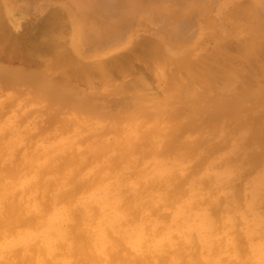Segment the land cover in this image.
Instances as JSON below:
<instances>
[{
  "label": "bare ground",
  "instance_id": "bare-ground-1",
  "mask_svg": "<svg viewBox=\"0 0 264 264\" xmlns=\"http://www.w3.org/2000/svg\"><path fill=\"white\" fill-rule=\"evenodd\" d=\"M87 1L85 4L98 13L92 17L85 10L84 16L91 19H87L91 28H99L102 43L124 36L126 18L121 10L126 7L128 10L129 0ZM35 2L37 0L34 5ZM149 2L145 3H152ZM257 4L252 0H238L228 5L231 6L228 17L233 21L226 17L227 23L231 22L230 29L225 23L223 26L227 28L221 29V33L217 28L219 33L211 35L212 38L206 36L205 30L203 40L210 38L215 49L211 46L214 49L209 47L211 52L198 51L203 52L200 55L195 52L197 57H191L192 52L182 51V46L178 49L184 54L175 55L174 44L171 47L168 44L170 40L155 39L148 34L151 38L133 37L136 40L131 41L127 51L104 59H88L74 52L69 42L71 35H66L71 33L66 31L68 14L62 9H56L55 5L56 8L44 15L30 13L27 18L23 14L28 13L27 7L31 8L33 2L17 7L0 0V83L3 84L0 95L11 92L19 97L29 93L25 106L35 102L46 105L45 119L40 123L32 119L33 108L20 110L15 97L8 96L0 102V244L17 241L21 245L0 258V264L20 260L24 243L46 226L50 214L64 209L71 210L73 222L67 225L66 234L56 245L54 259L66 264L105 261L114 264L117 260L132 259L151 264L160 260H179L187 264L191 259L205 264V257L219 258L222 264L228 261L258 264L259 248L264 244V29L262 35L261 26L259 34L258 30L245 29H242L243 36L231 34L239 33V24L246 27L244 22L251 28L256 27L257 22L264 23V11H261L264 5L258 7ZM177 15L176 21L182 18ZM204 19L203 24L213 21L207 14ZM170 20L174 18L164 22ZM214 22L219 21L214 19ZM213 23V26L204 24V28L210 26L213 31L216 29ZM182 24L181 29L190 23ZM217 27L220 28L219 24ZM225 34L239 39L232 41ZM199 42L202 43V39ZM134 59L173 66L172 70L168 66L170 69H167L175 76V87L167 85L169 92L166 91L172 95L173 102L155 99V92L154 96L150 95L147 79L141 75L122 84L119 82L118 86L109 84L112 91L109 88L108 93L119 95L117 98L102 97L101 88L109 83L105 78L112 72L120 75L126 72ZM37 80L45 87H36ZM69 91L85 93L87 104L76 108L64 105L62 98ZM163 95L157 97L164 99ZM14 111L18 124L13 125L7 114ZM111 133L114 139L108 138ZM225 147L230 148L229 160L222 157L217 161ZM237 167L238 178L219 188L213 186L214 173ZM198 186L200 193L207 195L194 203L192 210L208 205L216 225L212 236L218 240H210V252L206 250L201 254L195 231L191 233V244L175 234L171 240L178 242L171 246L164 240L167 255L163 256L137 254L107 226L102 231H93L101 215L95 203L98 198L112 200L114 211L121 215L138 219L140 212L148 209L151 216L167 223L176 205ZM161 200L163 203L153 207L154 202ZM32 204L36 210L29 211L25 205ZM228 217H231L230 224L225 223ZM226 229H230L227 234ZM145 232L150 242L163 239L162 228L158 227L155 233H150L149 229ZM102 246L101 254L98 249ZM146 247L147 244L139 246L141 251ZM29 251L31 256L23 259H35V245H29ZM41 255L48 259L43 251Z\"/></svg>",
  "mask_w": 264,
  "mask_h": 264
},
{
  "label": "rangeland",
  "instance_id": "rangeland-1",
  "mask_svg": "<svg viewBox=\"0 0 264 264\" xmlns=\"http://www.w3.org/2000/svg\"><path fill=\"white\" fill-rule=\"evenodd\" d=\"M10 1V2H9ZM36 1V0H35ZM85 1L86 0H37V3L35 2V5H34V0H32V1H27V0H5V2H6V4H8V5H16L17 7H20V6H28V4L29 5H31V3L33 2V6H31V8H29V6L27 7V10H28V13H25V15L23 14V16L24 17H26L27 16V18H28V15H30V13H32V14H34V15H44V14H46L49 10H51V9H53V8H56V9H62V12L63 13H65L66 12V14H68L67 15V20H68V22H69V24L72 26L70 29H69V24H67L68 22H67V20H66V27L69 29H67L66 31L67 32H71V33H67L66 35H71V36H69L70 37V43H71V45L74 47L73 48V50H75L74 52H76V53H81L85 58H88V59H93V58H96V59H104V58H108V57H110V56H113V55H117V54H119V53H121V52H124V51H127V48L129 47V45L131 46L132 45V42L131 41H134V40H136V39H134V38H136L137 37V39H138V37L140 36V35H142V36H140V37H144V35H145V37L149 34L150 36L152 35V36H154L155 37V39L156 38H159V39H162V40H166L167 42H169V40L171 41V43L169 42L168 44H169V46L171 45V44H174V46H172L173 48H175L174 50H173V52L175 53V55L177 54H179V55H182V54H184V53H182L181 54V49L183 48L184 49V47L186 48V47H188V49H193L192 51L191 50H189L188 51V49H182V51H184V52H186V53H188L189 52V54L191 53V54H193L191 57H194V56H196L197 57V54L198 55H200V54H202L203 52H204V50H206V53H208L209 51L211 52L212 50H214L215 49V45H213L212 43H210L209 42V40L208 39H210V38H207V40H203V39H205L206 38V36L207 37H211V35L213 36L215 33H221V29H223V28H227V26H228V28H229V25L228 24H230L231 22H233L232 21V19L230 18V17H228V12H229V10H230V8H231V6H229L228 7V5H232L233 3H236V2H238V0H149L150 2L152 1V3L151 4H147V3H145L146 1H144V0H142L143 2L141 3V2H139V0H129L128 1V10H127V5H125V7L126 8H123L122 10H121V12H122V14L123 13H125V14H123V16L126 18V24H128V25H126L125 24V28L126 29H124L123 31V34H124V36H122L121 37V35L120 36H117V37H115V38H113V39H110L108 42H104L103 41V43L101 42L102 40L100 39V37H99V35L101 34L100 32H99V28L97 29V28H95L94 29V26H92V28H91V26H90V24H89V20H91L88 16H86V17H88L87 19H89V20H86V31H87V35L86 36H83L82 37V35H81V33H80V31H79V26H80V21H78L77 20V11H76V9L77 10H79V8H80V11L79 12H81L83 9H84V7H86L87 5L85 4ZM92 1H95V0H88L86 3H91ZM97 1V0H96ZM134 1H135V3H134ZM141 1V0H140ZM179 1V2H178ZM240 2H245L246 0H239ZM248 1V0H247ZM252 1H254V3H258L257 4V6L259 7L261 4H262V1L263 0H259V2H258V0H252ZM261 1V2H260ZM14 2V3H13ZM25 2H26V4H25ZM131 2H133V3H131ZM149 2V3H150ZM157 2H158V4H157ZM233 2V3H232ZM251 2V1H250ZM264 2V1H263ZM77 3H79V4H77ZM182 3H183V6H184V8L182 7ZM231 3V4H230ZM63 4V5H62ZM126 4V3H125ZM130 4V5H129ZM132 4V5H131ZM143 4V5H142ZM154 4V5H153ZM44 5V6H43ZM56 5V7H54ZM135 5V6H134ZM138 5V6H137ZM161 5V6H160ZM198 5V6H197ZM262 5H264V3L262 4ZM262 5H261V7H262ZM35 6V7H34ZM51 6V7H50ZM71 6H74V7H71ZM152 6V7H151ZM159 6H160V8H159ZM219 6V7H218ZM61 7V8H60ZM154 7V8H153ZM158 7V8H157ZM212 7V8H211ZM46 8H47V10H46ZM72 8H74V10L76 11V15H75V11L72 9ZM129 8H137V10L135 9V10H132L131 9V11L129 10ZM211 8V9H210ZM227 8V9H226ZM229 8V9H228ZM70 9H72V10H70ZM153 9H156V11L155 10H153ZM208 9V10H207ZM261 9V8H260ZM264 9V8H263ZM29 10H31L30 12H29ZM87 11V12H89V14L91 15L92 14V17L94 16V15H97V13L95 12L94 13V10H92L91 8H89L88 6L81 12V13H84V11ZM160 10V11H159ZM190 10V11H189ZM204 10H206V12L204 11ZM224 10V11H223ZM33 11V12H32ZM47 11V12H46ZM85 11V13H84V15L87 13ZM127 11V12H126ZM130 11V12H129ZM158 11V12H157ZM179 11V12H178ZM261 11H264V10H261ZM192 12H193V14H192ZM226 12H227V14H226ZM130 13V14H129ZM156 13V14H155ZM190 13L192 14V16L190 15ZM224 14L223 16H222V14ZM31 14V15H32ZM129 14V16L131 15V17L132 18H130L129 16H127ZM177 14H180L179 15V17H182V18H178L179 20L178 21H176L175 20V16L177 15ZM184 14H186V15H184ZM196 16H195V15ZM206 14L213 20L212 21V23L214 22V19H216V20H218L219 22H218V24H219V26H220V28L219 27H217L218 26V24H215V22H217V21H215L213 24L214 25H216L215 26V28L216 29H213V31H212V29L210 30V26H213L212 25V23H210V24H208V23H204V24H206V25H210L209 27H206L205 26V28H204V24L203 23H201V21L203 20V21H205L206 19H204V18H206ZM89 15V16H90ZM162 15V16H161ZM227 15V16H226ZM72 16V17H71ZM155 16H157V17H155ZM69 17V18H68ZM134 17V18H133ZM159 17V20L157 19ZM164 17L166 18L165 20H169L170 18L171 19H173L174 18V20H170V22H168V21H166L167 23H165L164 21ZM176 17H178V15L176 16ZM192 17V18H191ZM204 17V18H203ZM212 17H215L214 19L212 18ZM226 17H228L229 19H231V22L230 23H227V20H226ZM95 18V17H94ZM113 18H116V16H114ZM161 18V19H160ZM198 18V19H197ZM129 19V20H128ZM194 19H196V23H195V20ZM223 19H225L226 20V22H224L225 20H223ZM228 19V20H229ZM114 20V19H113ZM158 20V21H157ZM189 20V21H188ZM191 20H193V21H191ZM200 20V21H199ZM222 20V21H221ZM72 21V22H71ZM172 21V22H171ZM184 21H188V22H184ZM202 21V22H203ZM220 21L222 22L221 24H222V26H221V24H220ZM230 21V20H229ZM182 22L183 23H190L189 24V26H188V24L187 25H185V28H183V29H181L182 27H184V26H181V25H183L182 24ZM224 22V23H223ZM263 22H264V20H263ZM74 23L77 25V32L75 33V35H74V33H73V25H74ZM88 23V24H87ZM178 23V24H177ZM195 23V24H194ZM225 23H227L225 26H223V24H225ZM257 23L259 24V25H257ZM256 23V27H254V28H251V27H247L248 25L246 24L245 25V22L244 23H242V24H244V26H246V27H243V25L242 26H240V24H239V26H238V30H237V33H238V31H239V33L237 34V35H235V34H233V33H231L232 35H234V37H236V36H238V37H240L242 34H243V30L242 29H245V30H247V31H249V32H255L256 30H258L256 33H258L259 32V28L258 27H260L261 29H260V35H262V31H264V30H262V29H264V23L262 24V23H259V22H257ZM148 26H147V25ZM234 24V23H233ZM170 25H172V26H170ZM88 26V27H87ZM179 27V29H178V27ZM188 26V30H186L185 31V29H187L186 27ZM237 26H235V29H237ZM250 26V25H249ZM158 27V28H157ZM230 27H231V25H230ZM175 28V29H174ZM209 29V31H207L208 29ZM212 28H214V27H212ZM217 28L219 29L218 31L219 32H217ZM239 28H241V29H239ZM91 31H90V30ZM144 29V30H143ZM158 29V30H157ZM161 29V30H160ZM174 29V30H173ZM181 29V30H180ZM230 29V28H229ZM95 30V31H94ZM169 30V31H168ZM205 30H206V33H205ZM215 30V31H214ZM245 30H244V34H245ZM262 30V31H261ZM96 31H98V33L96 32ZM156 31V32H155ZM162 31H164V32H162ZM176 31H179L180 33H176L175 34V32ZM204 31V32H203ZM247 31H246V33H247ZM94 32V33H93ZM127 32V33H126ZM166 32H168V34L166 33ZM189 32V33H188ZM208 32H210L211 34H209ZM142 33V34H141ZM158 33V34H157ZM170 33V34H169ZM207 34L206 36H205V34ZM97 34H98V36H97ZM155 34V35H154ZM160 34H162L161 36H160ZM210 36H209V35ZM227 34V33H226ZM225 34V35H226ZM249 34V33H248ZM247 34V35H248ZM259 34V33H258ZM228 35H230V33H228ZM73 36V37H72ZM97 36V37H96ZM150 36H147V37H150ZM204 38H203V37ZM227 36V35H226ZM243 36V35H242ZM244 36H246V35H244ZM66 37V39H68L67 38V36H65ZM91 37V38H90ZM99 37V38H98ZM118 37H121V39L120 38H118ZM134 37V38H133ZM139 37V38H140ZM153 37V38H154ZM173 37V38H172ZM74 38V39H73ZM78 38V39H77ZM132 38H133V40H132ZM151 38V37H150ZM194 38V39H193ZM212 38V37H211ZM227 38H228V36H227ZM233 39V37H229L228 39ZM94 39L96 40V41H94ZM201 39H202V43L201 42H199V40L201 41ZM239 39V38H238ZM238 39H233L232 41H237ZM72 40V41H71ZM93 40V41H92ZM99 40H100V42H99ZM122 40V41H121ZM184 41V42H183ZM131 42V43H130ZM177 42V43H176ZM182 42V44H180ZM197 42H199V43H197ZM209 42V43H208ZM212 42H213V40H212ZM77 43V44H76ZM185 43V44H184ZM205 43V44H204ZM175 44H176V46H178L177 48H176V46H175ZM199 44H200V46H199ZM208 44V45H207ZM77 45V46H76ZM196 45V46H195ZM203 45V47L204 48H202L201 46ZM210 45V46H209ZM128 46V47H127ZM170 46V47H171ZM180 46H182L181 47V49L179 50L178 48H180ZM184 46V47H183ZM190 46H191V48H190ZM206 46V47H205ZM211 46H214V49H213V47H211ZM212 49H210V48ZM173 48H171V49H173ZM202 48V49H201ZM178 49V50H177ZM86 50V51H85ZM122 50V51H121ZM179 51V52H178ZM198 51H203V52H198ZM96 52H99V54H98V56H94L95 55V53ZM195 52H197V54L195 53ZM115 53V54H114ZM200 53V54H199ZM104 57V58H103ZM137 60V61H136ZM134 59L133 60V63H132V66L126 71V72H124V73H122L121 75H123L124 77H121V75H120V73L119 72H112V74H110V76L109 77H106L105 78V80H106V82H107V79H109L108 80V84H106L105 83V87L103 86L102 88H101V91H102V93H100L101 95H102V97H106L105 99H107V100H113L114 98H117L118 96H116V94L114 93V94H112L111 93V96H110V91H112V89L110 88V85H112V87L114 86V84L116 83V85L115 86H118V85H120V84H122L123 82H125V81H129V80H131V79H133L135 76H137V75H141V76H144L147 80V86H148V91L150 92V95H152V93H153V96L155 95V93H156V96H154V97H156L155 99H158L159 101L160 100H162V101H167V102H169V101H171V102H173L174 101V99L172 98V95L170 94V93H167V92H169V90H168V87H167V84L166 83H164L163 84V80H164V78H165V74H164V72H166V69L168 68V67H170L171 68V70H172V68H173V66L171 65L170 66V64H169V66H168V64H164L163 62H158V63H155V61L154 62H152V63H148V62H145L144 60L143 61H139V59ZM138 62V63H137ZM157 62V61H156ZM149 65H148V64ZM162 63V64H161ZM134 64V65H133ZM152 64H154V65H152ZM157 64V65H156ZM146 66V67H145ZM154 66V68L155 69H157V72L159 73V75H158V73H156V70L154 69V68H152ZM166 67V68H164V67ZM168 66V67H167ZM134 67V68H133ZM141 67H142V70H141ZM156 67H159V68H156ZM147 68V69H146ZM170 68H168V69H170ZM132 69V71H130ZM134 69V70H133ZM151 69H154V70H151ZM164 69V70H163ZM167 69V70H168ZM136 70V71H135ZM147 70V71H146ZM151 70V71H150ZM159 70V71H158ZM137 71H139V72H137ZM169 71V70H168ZM117 73V74H116ZM127 73V74H126ZM128 73H130V74H128ZM151 73H154V74H151ZM125 74H126V76H125ZM132 74V75H131ZM157 74V75H156ZM113 75V76H112ZM115 75V76H114ZM130 76V77H129ZM157 76V77H156ZM163 78L162 79V81H161V78ZM119 80H118V79ZM123 78V79H122ZM131 78V79H130ZM155 80H154V79ZM156 78H157V80H156ZM127 79V80H126ZM159 79V80H158ZM111 80V81H110ZM113 80H114V82H113ZM117 80H118V82H117ZM154 80V81H153ZM152 83H151V82ZM112 82H113V84H112ZM119 82H120V84H119ZM149 82V83H148ZM157 83H160V84H158V86H157ZM101 84V83H100ZM110 84V85H109ZM118 84V85H117ZM149 86H151V87H149ZM159 86H161V87H159ZM165 86V87H164ZM158 87H159V89H158ZM110 88V91H109V93H108V89ZM153 90H151V89ZM165 89H167V90H165ZM157 90V91H156ZM159 90L161 91V92H163V93H161V92H159ZM167 91V92H166ZM1 92V91H0ZM8 92V91H7ZM155 92V93H154ZM158 92V93H157ZM161 93V94H160ZM103 94H106V95H103ZM164 94V95H163ZM165 94H167L168 96H170V97H168L167 95H165ZM14 95V96H13ZM27 95L28 96H30V94L29 93H26V95L24 96H19V97H17L18 95L15 93V94H13V93H5V92H3V94L2 95H0V102H2V101H4L8 96L9 97H11V98H14V99H16V102H17V104H18V107L20 108V110H24L25 111V108L26 109H28V108H30L29 110H32L31 108H33V110L35 109V108H40L41 109V107H42V109H41V111H40V109H38V110H35V112L32 110V112H31V114H32V119L33 120H40L39 122L41 123V121H43V119H45V118H43L44 117V113H43V111L45 110V107H46V105L44 104V102H41V103H39V102H35V103H32V104H29V105H27V106H25L24 105V102L25 101H27L28 99V97H27ZM112 95H115V96H112ZM163 95V97H164V99H161V97L159 98V97H157V96H162ZM107 96H109V97H107ZM167 96V97H166ZM23 97H25V98H23ZM113 97V98H112ZM20 98V99H19ZM23 98V99H22ZM25 99V100H24ZM167 99V100H166ZM170 99V100H169ZM169 100V101H168ZM170 103V102H169ZM175 103V102H174ZM44 104V105H43ZM23 105V106H22ZM42 105V106H41ZM45 106V107H44ZM260 109H262V108H260ZM263 110V109H262ZM10 115L12 116V117H10ZM35 115V116H34ZM7 116H9V119H10V121H11V123L14 125L16 122H18L17 121V113H16V111H14V112H9L8 114H7ZM34 116V117H33ZM42 118H41V117ZM14 119V120H13ZM36 120V121H37ZM28 122H30L29 120H28ZM27 122V123H28ZM16 124H18V123H16ZM32 124H29V126H31ZM21 128H23V127H20V129ZM88 130H91V128L90 129H88ZM87 130V131H88ZM112 134V133H111ZM113 136H114V134H112L111 136L109 135L108 136V138H112V139H114L113 138ZM256 146V145H255ZM255 146H253V147H255ZM253 147H251V148H253ZM255 149H257V147H255L254 148V150ZM228 150H230V148L229 147H225V149L224 150H222L221 152H220V157L217 159V161H221L223 158L222 157H226L224 160L226 161V159L227 160H229L227 157H228V153L229 152H227ZM253 150V149H252ZM227 152V153H226ZM224 155V156H223Z\"/></svg>",
  "mask_w": 264,
  "mask_h": 264
},
{
  "label": "clouds",
  "instance_id": "clouds-1",
  "mask_svg": "<svg viewBox=\"0 0 264 264\" xmlns=\"http://www.w3.org/2000/svg\"><path fill=\"white\" fill-rule=\"evenodd\" d=\"M77 20L80 21L79 31L83 36L87 35L86 31V20L87 18L83 13L77 10ZM77 25H73V33L77 32ZM163 83H166L169 87H175V76L172 71L166 69L165 78ZM35 86L38 88H43L45 85L37 80ZM0 88H3V84L0 83ZM62 102L64 105L70 106L72 108L82 107L87 104L86 94L76 91L67 92L63 98ZM64 149L62 148L61 151ZM70 150V149H69ZM47 158V157H46ZM239 168L234 170H220L214 173L215 181L214 187H221L228 184L233 179L238 178ZM262 187H264V181H262ZM207 195L201 194L199 191V186L192 189L189 192L188 196L180 203L176 205L175 211L172 212V218L170 221L165 223L163 220H157L156 217L150 215L148 209H144L140 212L139 218L136 219L133 216H124L119 213H116L113 208V201L109 200L107 197L98 198L95 203L99 207L101 213L100 217L96 220V227L93 228V231H102L104 226L111 228L114 235L118 236L119 239L128 247L131 248L134 252H137L139 255H167V251L163 246V241L167 240L169 245L178 242L172 241L171 237L173 234L176 237L183 239L185 243L191 244L192 238L191 233L195 231L197 237L201 244L200 252L203 254L206 250L211 251L210 240L217 239L218 237H213L212 233L216 227L212 216L210 214L209 206L204 205L199 208L197 211L192 210V205L204 199V196ZM214 199V198H213ZM163 203V201H156L153 203V207L158 206V204ZM29 211L36 210V206L25 205ZM76 205H73L72 208L75 209ZM165 211H171L170 209H164ZM71 210L64 209L62 212H55L50 214L47 218V224L40 231L34 233L31 238L24 243L23 252L21 253L20 260H13L11 264H66V262L59 260L58 258L54 259L55 253L57 252L56 245L63 239L66 234L67 225L71 224ZM226 224L231 223V217L225 221ZM162 228L164 230V235L162 240H157L155 242L149 241V235L145 232V229H149L150 233H155L157 228ZM230 229L225 230V234ZM141 244H147V247L141 251L139 246ZM29 245H35L37 250L35 259H23L24 256H31L29 251ZM21 245L17 241H5L3 244H0V258L5 255H10L11 250ZM116 250L115 248L113 249ZM194 251V249H192ZM43 251L44 255L48 257L45 259L41 255ZM98 252L102 254L103 246L98 249ZM227 253V250L225 251ZM101 264H109V262H101ZM114 264H151V262L142 260L136 261L132 260H117ZM156 264H185L183 261H170V260H160ZM187 264H200L199 261L189 260ZM205 264H222L219 258L215 260H209L205 257ZM225 264H232L231 261L225 262ZM240 264H249L247 261L240 262ZM258 264H264V244L259 248Z\"/></svg>",
  "mask_w": 264,
  "mask_h": 264
}]
</instances>
